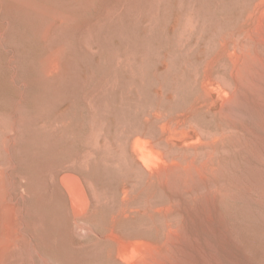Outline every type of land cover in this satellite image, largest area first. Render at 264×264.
<instances>
[{"label":"rangeland","instance_id":"obj_1","mask_svg":"<svg viewBox=\"0 0 264 264\" xmlns=\"http://www.w3.org/2000/svg\"><path fill=\"white\" fill-rule=\"evenodd\" d=\"M44 1L71 14L47 36L0 11V170L25 233L0 264H264V0ZM64 173L93 197L80 233Z\"/></svg>","mask_w":264,"mask_h":264},{"label":"bare ground","instance_id":"obj_2","mask_svg":"<svg viewBox=\"0 0 264 264\" xmlns=\"http://www.w3.org/2000/svg\"><path fill=\"white\" fill-rule=\"evenodd\" d=\"M5 3H9L10 7H15V6H20L22 8L26 7L37 12L39 15H42L43 17H45L47 20L43 30H42V35L43 36H47V34H49L51 32V29L54 28L56 25H62L65 23H68L71 20V14L66 11L64 8H62L60 5L54 4V3H49L46 2L44 0H0V11L5 9L6 6L4 5ZM104 7V6H103ZM18 9V8H17ZM25 10V9H24ZM15 11V10H14ZM31 12V11H30ZM8 13V12H7ZM2 14V13H1ZM15 19V18H14ZM12 20V19H10ZM35 20V19H34ZM8 22V21H5ZM4 23V22H3ZM8 23H5L3 26H0V37L4 36L5 34V29L8 27L7 26ZM17 26V25H16ZM15 26V27H16ZM10 27V25H9ZM20 27V26H19ZM24 28V27H23ZM9 29V28H8ZM7 29V30H8ZM22 29V28H21ZM20 29V30H21ZM23 30V29H22ZM25 30V29H24ZM9 32V31H8ZM18 32V31H17ZM12 37V36H11ZM10 38V37H9ZM13 38V37H12ZM11 38V39H12ZM15 39V38H14ZM18 39V38H17ZM19 41V40H18ZM30 42V41H29ZM2 43V42H1ZM4 44V42H3ZM8 45V43H7ZM31 45V44H30ZM9 48V47H8ZM24 49V48H23ZM27 49V48H26ZM25 50V49H24ZM30 50V48H29ZM18 52V51H17ZM21 52V51H20ZM27 53V52H26ZM53 56H47L46 61L44 62V66H43V70L45 72H49L52 68H53V64L52 61L55 58L54 53H52ZM25 55V54H24ZM18 56V55H17ZM21 56V55H20ZM2 58V57H1ZM17 62V61H16ZM11 64V63H10ZM18 64V63H17ZM26 67V65H25ZM19 68V67H18ZM22 69V68H21ZM24 72V71H23ZM22 72V73H23ZM12 73V72H11ZM23 78V77H22ZM20 102V101H19ZM17 137V136H16ZM139 139L135 141V145H137L138 151H140V155L143 159V162L145 163V167H151L153 164H155L156 162H158L157 160L159 159H155L152 155V146L150 145H146V143H144L143 145H139ZM9 144V143H8ZM7 144V145H8ZM15 145V144H14ZM136 149V148H135ZM4 164V163H3ZM13 165V164H12ZM147 165V166H146ZM15 166V165H14ZM156 167V166H155ZM7 169V168H6ZM18 171V170H17ZM63 177H61V184L63 185V188H65L64 190H66L67 194H68V200H69V207L71 210V225H73L72 228H74V230L80 233V230L85 228L84 225L81 221L82 217L87 215L91 209H92V205H93V200H91L92 198L89 195V192H87L85 189V187L83 186L81 180L79 177L70 174H65L62 175ZM8 174L5 175L4 171L0 170V201H3V205H2V209H1V217H0V251H6V250H10L12 248H16L18 247V242L20 241V239L23 237V234H25L23 232V229L21 228L23 226H20V223H16V221H18V215L19 213V207L16 204V198H14L13 196L10 195V190L8 189L11 186L7 185V182L10 180H8ZM10 178V177H9ZM23 180V178H22ZM85 184V183H84ZM18 187V186H17ZM8 191L10 193H8ZM16 191V190H15ZM26 193V192H25ZM127 194V192H126ZM21 195V194H20ZM22 196V195H21ZM28 196V195H27ZM128 196V195H127ZM125 196V197H127ZM22 198V197H20ZM124 199V197H122ZM122 199V200H123ZM126 199V198H125ZM127 201V200H126ZM6 204L7 205L6 207ZM128 205L125 204L124 207H122L121 209V213L123 211H125L126 206ZM4 206V207H3ZM26 207V206H24ZM163 207V206H162ZM166 206H164L163 208L166 210L168 208H165ZM121 208V207H120ZM162 208V209H163ZM163 209V210H164ZM22 210V209H21ZM131 210V209H130ZM130 210L128 211V214L130 212ZM134 210V209H132ZM136 210V209H135ZM162 210V211H163ZM119 211V210H118ZM24 212V211H21ZM120 212V211H119ZM136 212V211H135ZM165 212V211H163ZM93 213V212H92ZM126 213V212H125ZM22 214V213H21ZM25 214V213H24ZM119 214V213H118ZM28 215V214H27ZM117 215V213H116ZM121 215V214H120ZM124 215V214H123ZM127 214H125L126 217ZM53 216V215H52ZM116 217V216H115ZM29 219V218H28ZM115 219V218H114ZM88 220V219H87ZM20 221V220H19ZM79 222L82 224L80 226ZM96 222V221H95ZM23 223V222H22ZM68 224V223H67ZM88 224V222L86 223ZM95 224V223H94ZM90 228V226H89ZM88 228V229H89ZM112 228V227H111ZM93 229V228H92ZM90 229V230H92ZM87 230V229H85ZM84 230V231H85ZM26 231V230H25ZM33 231V230H32ZM83 231V230H82ZM118 231V230H117ZM75 232V233H76ZM34 234V233H33ZM109 234V233H108ZM87 235V234H86ZM110 235H114L113 229L111 230V234ZM81 236V235H80ZM105 236V234H104ZM107 236V235H106ZM105 236V237H106ZM109 236V235H108ZM116 236V235H115ZM118 236V237H117ZM117 252H121L124 251L123 253L127 252V254H129L130 256H135L137 255L139 252V250L141 251L139 246L140 244H144L146 240H139V238H135V237H126L122 239L119 238V235H117ZM113 237V236H112ZM107 238V237H106ZM110 238V237H109ZM144 241V242H143ZM148 242V241H146ZM149 244H151L150 242H148ZM147 244V243H145ZM30 245V244H29ZM28 245V246H29ZM154 247V246H153ZM31 248V246H30ZM144 250V249H143ZM30 254H31V250ZM120 254V253H119ZM126 254V255H127ZM143 254V252H142ZM145 254V251H144ZM143 254V255H144ZM45 255V254H44ZM36 257V256H35ZM41 257V256H40ZM22 258V257H21ZM34 260V258H33ZM44 260V257H43ZM53 261V260H52ZM48 264H51V262ZM42 262V261H41ZM45 264L46 261H44ZM44 264V263H42ZM53 264V263H52ZM56 264V263H55Z\"/></svg>","mask_w":264,"mask_h":264}]
</instances>
